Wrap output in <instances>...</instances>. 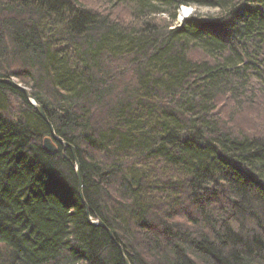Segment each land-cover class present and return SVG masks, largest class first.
<instances>
[{"label": "trees", "instance_id": "trees-1", "mask_svg": "<svg viewBox=\"0 0 264 264\" xmlns=\"http://www.w3.org/2000/svg\"><path fill=\"white\" fill-rule=\"evenodd\" d=\"M0 79L89 207L0 84V264H264V0H0Z\"/></svg>", "mask_w": 264, "mask_h": 264}, {"label": "water", "instance_id": "water-1", "mask_svg": "<svg viewBox=\"0 0 264 264\" xmlns=\"http://www.w3.org/2000/svg\"><path fill=\"white\" fill-rule=\"evenodd\" d=\"M0 84L9 85V86L13 87L14 89H16V90L20 91L21 93H23L25 95L26 99L28 100V102L31 104V106L33 108H35V110L38 112L39 116L44 121H46L49 124L50 130H51V137L45 138L44 142H43L44 149L46 150V152H48L50 154L57 153V151H58V146L57 145L58 144L60 146H62L64 149L69 148L71 150L73 158H74V162H75V169H76L77 178H78V181H79V196L81 198V201L85 205L86 210L89 212V207H88V205H87V203L85 201L84 194H83V180H82V176H81V167H80V162H79V160L77 158V154H76L75 148L73 146H71L70 144H68L67 142H65L61 137H59L56 134L53 126L51 125V123H49V120L47 118V115L45 113L43 105H41L39 103V101L35 97H33L32 93L30 92V90L27 87H25L22 84L18 83L14 79H0ZM88 215H89V213H88ZM89 221L93 225H96L97 227H103V228H105L107 230V228L101 222V220L93 219L89 215ZM111 237H112V235H111ZM122 255H123V259H124L125 264H130V262L127 259L126 255L124 254L123 250H122Z\"/></svg>", "mask_w": 264, "mask_h": 264}, {"label": "rangeland", "instance_id": "rangeland-1", "mask_svg": "<svg viewBox=\"0 0 264 264\" xmlns=\"http://www.w3.org/2000/svg\"><path fill=\"white\" fill-rule=\"evenodd\" d=\"M184 8H190L191 9V13L189 15H186V17H190V16H195L197 14L203 16V17H213L215 16V13L217 12V10L213 9V8H209V7H199V6H183L178 13V18H177V24H181L183 22V20L185 19L184 17L180 16V13L182 10H184ZM125 15V14H124ZM161 17V15H158ZM17 81V80H15ZM18 82V81H17Z\"/></svg>", "mask_w": 264, "mask_h": 264}, {"label": "bare ground", "instance_id": "bare-ground-1", "mask_svg": "<svg viewBox=\"0 0 264 264\" xmlns=\"http://www.w3.org/2000/svg\"><path fill=\"white\" fill-rule=\"evenodd\" d=\"M190 13H191V9L190 8H184V10L181 11L180 16L185 18V16L189 15Z\"/></svg>", "mask_w": 264, "mask_h": 264}]
</instances>
